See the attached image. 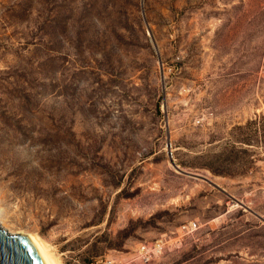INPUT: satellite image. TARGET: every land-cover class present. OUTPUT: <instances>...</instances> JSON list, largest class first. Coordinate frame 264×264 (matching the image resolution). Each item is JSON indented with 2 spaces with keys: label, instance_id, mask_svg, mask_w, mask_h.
Returning a JSON list of instances; mask_svg holds the SVG:
<instances>
[{
  "label": "rangeland",
  "instance_id": "1",
  "mask_svg": "<svg viewBox=\"0 0 264 264\" xmlns=\"http://www.w3.org/2000/svg\"><path fill=\"white\" fill-rule=\"evenodd\" d=\"M0 209L59 264H264V0H0Z\"/></svg>",
  "mask_w": 264,
  "mask_h": 264
},
{
  "label": "water",
  "instance_id": "2",
  "mask_svg": "<svg viewBox=\"0 0 264 264\" xmlns=\"http://www.w3.org/2000/svg\"><path fill=\"white\" fill-rule=\"evenodd\" d=\"M191 176H196L187 173ZM203 180L212 184L208 179ZM215 186V185H213ZM0 264H47L37 246L24 238L15 235L12 237L0 228Z\"/></svg>",
  "mask_w": 264,
  "mask_h": 264
},
{
  "label": "bare ground",
  "instance_id": "3",
  "mask_svg": "<svg viewBox=\"0 0 264 264\" xmlns=\"http://www.w3.org/2000/svg\"><path fill=\"white\" fill-rule=\"evenodd\" d=\"M0 215H1V209H0ZM0 228L6 231V233L11 235L12 237L20 234L21 236L32 242L34 245H36L47 264H59L58 261L50 253L48 246L38 235L27 233L24 231H18V232L9 231L4 226H2V224L0 225Z\"/></svg>",
  "mask_w": 264,
  "mask_h": 264
},
{
  "label": "built area",
  "instance_id": "4",
  "mask_svg": "<svg viewBox=\"0 0 264 264\" xmlns=\"http://www.w3.org/2000/svg\"><path fill=\"white\" fill-rule=\"evenodd\" d=\"M190 229L195 228L196 224L193 223L189 225ZM163 248V245L161 242H157L152 246H145L142 245L138 250V258L141 260L143 263H148L155 255L159 254ZM105 264H113L112 261L107 260Z\"/></svg>",
  "mask_w": 264,
  "mask_h": 264
}]
</instances>
